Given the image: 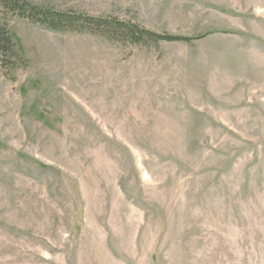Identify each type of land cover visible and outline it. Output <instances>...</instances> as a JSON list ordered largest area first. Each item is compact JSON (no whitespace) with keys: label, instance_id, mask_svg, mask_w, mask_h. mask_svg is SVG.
<instances>
[{"label":"rangeland","instance_id":"rangeland-1","mask_svg":"<svg viewBox=\"0 0 264 264\" xmlns=\"http://www.w3.org/2000/svg\"><path fill=\"white\" fill-rule=\"evenodd\" d=\"M26 1L187 40L0 0V264H264V0Z\"/></svg>","mask_w":264,"mask_h":264},{"label":"trees","instance_id":"trees-1","mask_svg":"<svg viewBox=\"0 0 264 264\" xmlns=\"http://www.w3.org/2000/svg\"><path fill=\"white\" fill-rule=\"evenodd\" d=\"M7 7L15 10L19 15L26 16L32 21L38 22L52 30H74L92 31L97 34H104L118 40H125L131 43L152 42L161 40H187L185 37H173L170 35H159L140 28L137 25L124 23L116 19L86 18L74 16L63 12H52L32 7L26 0H3ZM16 44L12 40L9 30L0 24V63L9 65L6 58L9 53L16 56Z\"/></svg>","mask_w":264,"mask_h":264}]
</instances>
